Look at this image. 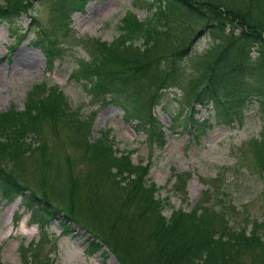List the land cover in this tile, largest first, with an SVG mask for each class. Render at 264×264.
<instances>
[{"label": "trees", "instance_id": "trees-1", "mask_svg": "<svg viewBox=\"0 0 264 264\" xmlns=\"http://www.w3.org/2000/svg\"><path fill=\"white\" fill-rule=\"evenodd\" d=\"M57 24L63 28V37L70 23L73 12L81 11L83 6L93 0H49ZM208 1V0H205ZM133 0V5L144 7L147 14L138 19L134 12L126 11L117 20L116 36L109 42L99 39H80L77 44L85 51L86 59L76 62L72 77L84 85L93 102L111 104L121 109L125 120H132L133 127L145 135L147 144H164L160 123L153 115V107L161 101L165 85L163 82L179 72L177 62L183 57L200 59L197 72L202 76L201 82L191 84L187 97L190 113L184 126L193 130V137L198 140L206 128L213 124L240 123L247 105L254 101L256 110L264 114V22L257 19L255 12L264 9V0H249L246 8H227L219 6L216 0ZM207 7L208 16H203L201 8ZM28 14L27 28H37L41 37L33 41L49 63L62 53V46L53 31L49 36L46 27L38 23L32 12L30 0H2L0 4V21L13 20L20 14ZM186 16L204 22L211 45L204 53L196 55L188 45H183L184 35L177 36V46L168 50L158 49L170 45L178 31L171 33L168 29L170 16ZM182 23H174L179 30ZM211 29L217 31L212 32ZM73 44V43H72ZM255 55H251V50ZM149 75V77H146ZM145 87L141 79H146ZM177 80V83L181 82ZM167 85V84H166ZM152 87L149 94L146 90ZM181 89V87H179ZM146 89V90H145ZM192 93V94H191ZM194 106L210 110L211 116L195 118L198 110ZM62 119L68 127L77 129L80 139H76L81 148L83 159L93 160L110 180L122 190L121 208L133 205L137 217L144 225L149 241L152 243L150 255L155 256L159 264H264V233L260 222L248 221L233 226L226 217L223 205L207 204L206 198L199 200L188 211L172 209L168 216L162 214L168 198L160 199L156 192L160 187L148 182L149 164L131 162L130 150H119L115 147L108 130L99 136L89 138L88 128L91 121L82 120L81 114L70 106L62 92L45 83L34 84L25 97L21 110L10 106L0 111V199L11 202L19 198L22 212L28 213V220L43 229L52 219L59 221L61 232L70 233L69 224L74 220L70 216V201L66 206L69 215L61 213L44 197L28 191L6 171L20 157L30 156L38 147H33L35 138L40 137L43 125L55 124ZM212 119V122H210ZM252 151L256 170H264V124L258 135L246 142ZM40 145V152L50 155ZM9 163L7 165L6 163ZM7 167V168H3ZM65 170L69 169L67 163ZM66 177V176H65ZM189 174L171 171L172 189L185 195V184ZM217 177H215L216 180ZM65 191L73 189L71 182L65 178ZM209 192H218L215 183L208 186ZM208 191V190H207ZM223 193V191H221ZM71 197V195H69ZM69 200V199H68ZM70 207V208H69ZM230 208H235L231 206ZM69 209V210H68ZM234 210V209H233ZM119 214V213H117ZM229 215V214H228ZM115 225L124 230L119 235L133 231L135 224L130 216L122 214L117 217ZM108 236L97 239L90 236L87 240L86 253L91 254L104 244L120 264H127V244L120 246V240ZM35 243L21 246V264H31V248ZM28 246V248H27ZM28 250L30 254H27ZM246 251L254 254L245 260ZM154 258V257H153ZM43 264H53L44 257Z\"/></svg>", "mask_w": 264, "mask_h": 264}, {"label": "rangeland", "instance_id": "rangeland-1", "mask_svg": "<svg viewBox=\"0 0 264 264\" xmlns=\"http://www.w3.org/2000/svg\"><path fill=\"white\" fill-rule=\"evenodd\" d=\"M218 1L221 2L216 4L227 8H246L250 4L249 0ZM30 4L38 23L46 27L49 36L54 34L63 51L49 63L45 60L40 49L32 44L41 37L39 29L24 33L27 13L10 21H0V111L10 106L21 110L26 94L34 84L42 82L54 86L63 93L66 102L81 114L82 120L91 121L89 138L108 130L115 147L131 151L133 164L150 165L146 175L148 182L160 187L156 192L158 198H168V204L162 210L164 216H168L172 209L188 211L208 194L207 204L223 205L224 211L229 214L226 217L231 219L233 226L242 225L245 220L260 222L264 219V170H256L251 148L246 143L250 138L257 137L264 124V114L258 113L254 101L247 105L240 123L213 124L195 140L192 128L184 126V122L190 113L186 105L187 97L192 92L190 86L202 80L197 72L202 60L183 57L177 62L181 68L175 74V79L171 82L169 77L163 82L165 87L161 101L152 109L162 127L164 144H147L145 135L133 127L131 119H124L118 107L93 102L84 85L72 77L76 62L86 59L85 51L77 44L80 39L97 38L109 42L116 36V23L124 12H134L138 19H142L147 14L146 9L133 5V0L89 1L81 11L71 14L65 31L67 35L63 37L64 30L55 20L50 1L30 0ZM205 10L208 11V8H201L202 15L208 16ZM255 12L258 14L256 18L264 22V9L259 8ZM201 21L171 15L168 29L171 33H178L170 45L162 46L158 51L176 47L177 36L184 35L187 28L182 44L189 43L188 49L202 55L211 45L212 38L205 28L207 24ZM174 23H182V27L176 30ZM50 30L53 31L51 34ZM251 55H255L253 49ZM19 57L26 60L31 57L32 61L19 64L16 61ZM147 79L140 80L142 87H145ZM151 90L152 87L146 91L150 94ZM194 109L198 110L195 118L211 116L210 110L205 111L198 106H194ZM80 137L77 129L66 126L62 119H57L54 125L49 122L43 125L40 137L32 142L38 150L30 156L18 158L6 170L28 191L44 197L65 215H69L66 206L70 201L71 211L74 212L70 216L74 221L69 224L68 234L61 232L56 219L37 230L35 224L28 220V214L22 213L19 198L10 203L1 198L0 264H21V246L28 242L36 244L31 248L35 254L31 255L29 250L27 252L32 257L31 264H43L44 257L52 260L53 264H120L104 244L93 253H86L89 237L104 239L109 234L111 224L115 230L111 231L108 240L118 238L120 246L127 244V264H159L155 256L150 255L152 243L137 217L136 208L133 205L121 208L122 190L98 169L93 160L83 159L82 150L76 144V139ZM40 145L44 147L43 151L46 149L50 154L45 159ZM67 163L69 169L65 170ZM6 164L9 165L8 162ZM171 171L189 174L184 197L172 189L173 178L169 179ZM65 178L67 184L70 181L73 185L68 193L65 191ZM212 183L217 185L218 192H209L207 187ZM230 205L235 208H230ZM120 214L130 216L135 224L133 231L126 236H115L126 231L114 224ZM261 232L264 233V225ZM252 254V251H246L245 260Z\"/></svg>", "mask_w": 264, "mask_h": 264}, {"label": "bare ground", "instance_id": "bare-ground-1", "mask_svg": "<svg viewBox=\"0 0 264 264\" xmlns=\"http://www.w3.org/2000/svg\"><path fill=\"white\" fill-rule=\"evenodd\" d=\"M16 61H17V63H19V64H26V63L31 62V61H32V58L29 57V58L26 60L25 58H20V57H19V59H17Z\"/></svg>", "mask_w": 264, "mask_h": 264}]
</instances>
